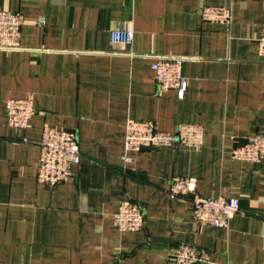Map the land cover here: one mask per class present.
Instances as JSON below:
<instances>
[{
  "label": "crops",
  "instance_id": "0c3cea01",
  "mask_svg": "<svg viewBox=\"0 0 264 264\" xmlns=\"http://www.w3.org/2000/svg\"><path fill=\"white\" fill-rule=\"evenodd\" d=\"M230 9V24L203 8ZM24 18L21 49L0 50V264H176L180 244L207 251L200 264H264V161L232 157L264 134V0H0ZM130 25V47L110 31ZM154 56L187 58V90L160 92ZM31 98L27 130L9 125L6 103ZM176 134L202 126L200 148L179 143L131 153L125 124ZM45 126L77 133L82 160L67 181L38 183ZM176 178H195L206 198L239 199L227 228L200 227ZM135 201L145 226L120 232L114 216Z\"/></svg>",
  "mask_w": 264,
  "mask_h": 264
},
{
  "label": "built area",
  "instance_id": "2783aa9c",
  "mask_svg": "<svg viewBox=\"0 0 264 264\" xmlns=\"http://www.w3.org/2000/svg\"><path fill=\"white\" fill-rule=\"evenodd\" d=\"M202 18L206 22L230 24L231 10L203 8ZM24 26L22 15L0 10V50L21 49V33ZM134 40V31L130 25H123L110 31L112 44L130 47ZM259 54L264 60V37L258 40ZM152 69L160 92L176 90L180 99L187 90V78L183 74L187 58L180 56H154ZM9 125L15 129L27 130L31 120L38 115L31 98L11 99L6 103ZM205 131L199 125H181L176 134L160 131L154 123L129 119L125 124V154L123 161H132L131 153L143 150L159 149L179 143L189 148H200L204 142ZM40 155L37 165L38 183L48 187L57 186L73 176V168L82 160L77 133L65 129L45 126L42 132ZM232 157L242 162L259 164L264 161V134H258L248 142L237 144ZM168 194L171 198L188 199L194 221L200 227L227 228L236 214L245 215L240 201L235 197L201 196L197 190L195 178H176L171 180ZM114 225L120 232H136L145 226V214L142 208L131 199H124L114 216ZM176 264H200L209 261L207 251L191 244H180L172 253Z\"/></svg>",
  "mask_w": 264,
  "mask_h": 264
}]
</instances>
